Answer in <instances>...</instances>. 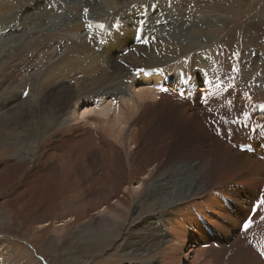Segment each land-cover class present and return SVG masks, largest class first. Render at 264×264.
I'll use <instances>...</instances> for the list:
<instances>
[{"label":"rangeland","instance_id":"obj_1","mask_svg":"<svg viewBox=\"0 0 264 264\" xmlns=\"http://www.w3.org/2000/svg\"><path fill=\"white\" fill-rule=\"evenodd\" d=\"M135 6H139V11L134 10ZM111 9H121L125 20L132 17L143 18L142 21L146 23L144 27L148 29L146 32L144 30L145 36L142 39L135 40L131 31L126 32V36L132 35L129 39V53L131 50L136 52L131 57L137 60L141 57L145 59L146 56H160L159 53H162V58H158L160 65L154 69L155 66H147L141 61L143 67L140 66L124 76L122 86L126 93H121L115 98L99 95L96 101L88 100L86 106L82 103L77 105L75 101L71 109L78 108V112L68 114L70 126L65 129L58 117L61 100L57 101L58 92L65 87L59 88L61 83L58 84L56 81L47 82L50 84L47 86L40 78L45 68L44 62L37 66L41 61L39 54H46L54 40L48 35L39 34L43 33L42 27L50 23L51 18L46 21L50 16L54 21H62L61 25H58L62 29L63 23L68 24L72 18L82 25L89 22L83 26L84 28L88 26L93 28L94 23L98 28L104 25L106 32L99 43L93 45L95 51H100L103 48H99L106 45L109 33L113 29L111 26L114 17L111 16L114 14H109V18L103 21V17L113 11ZM34 22L39 25H35ZM86 34L82 35H89ZM30 37L33 44L29 47L23 45ZM173 48L179 49L175 52ZM215 48L218 49L217 57L214 59L217 62L221 60L220 65L226 72L225 74L221 70L223 76L230 74L237 78L245 69L247 76L254 77L255 86L264 89V0H0L2 264H171V260L169 261L167 257V261V255L164 256L162 251L177 244L175 233L186 228L184 224L182 226L178 223V218L179 221L182 219V213L170 204L175 196L184 192L192 183L184 163L180 161V170L174 169V172H169L167 164L162 169H165L164 171L160 170L161 163H158V159L163 161L165 156L154 157V150L161 147L158 143H153V133L146 144L134 146L132 136L138 126L132 124L130 127L131 121L128 124L129 131L123 130L120 140L114 136H104V141L86 137L82 142H78L81 146L79 149L76 146L78 143H75V147L74 143L70 144L67 130L71 131L74 124H85L84 127L98 131L95 123H87L82 120L84 118L76 117L77 114L87 112L93 107L92 109H96L95 118L103 121L100 111L109 108V114L114 118V112L117 113L120 107L122 110L128 108L124 98L135 100L138 98V92L162 93L165 89L163 85L177 94L186 90L185 93L191 92L194 87L191 81L189 90L185 89L184 84L180 85L188 71L186 69L188 60L203 58L207 51L210 55ZM171 50V54H167ZM112 60L111 58L109 65ZM119 61L123 60L118 59L117 62ZM129 64L131 65V62ZM19 66H25V71L22 68L23 72L14 84L15 89L22 91L17 90V94L22 93L24 99L17 102L18 96L11 94L12 92H5L1 81ZM124 66H128L126 61ZM116 68L111 66L112 70ZM150 69L152 71L149 74ZM194 69L200 77L196 78V75L195 79L205 81L217 71L202 65L194 66ZM141 71L147 75H140ZM156 72H160V79L152 81V76H155ZM111 73L118 75V70ZM198 83V88L205 86L201 82ZM54 88H59L58 92H54ZM113 98L116 99V104ZM156 101L157 99L151 96L145 97L140 100V106L134 105L137 106L135 111H140ZM5 104H7L5 110L8 109V104L14 108L18 104L24 109V118H19L18 125L15 119L4 122L6 116L12 115L3 113ZM88 106L90 107L87 108ZM36 111H39V114L42 112L50 114L48 120L57 124L58 128L46 133L49 126L44 125ZM160 111L163 110H154L151 115L156 114L159 117ZM171 111L180 113L176 108ZM95 118L93 120L98 121ZM5 123L7 125L3 127ZM151 124L152 122L147 126L148 130L152 127ZM125 127L126 124L121 125L120 129ZM105 140L115 145L106 147V151L102 152L100 146L105 144ZM91 144H96L97 147L90 153L84 147H93ZM138 148L142 150L138 151ZM34 149L37 150L35 154L41 157L44 154L43 150L49 149L46 151L47 155L51 153V158L45 164L40 165V161L36 169L31 165L25 170L19 163L14 168L10 167L13 162L10 163L9 160L17 162L21 157L31 155ZM73 150L76 152H72ZM150 153L152 156H148ZM118 154L124 161L123 166L118 163ZM136 155L143 157L138 158L140 161L137 159L133 161ZM41 160L45 161L44 157ZM158 178L168 182L170 189L172 186L177 194L173 190L170 192L168 189H160ZM158 197L162 199L160 203L164 205V209L157 203ZM161 233L164 234L166 242H161L159 236ZM141 245L144 247L141 248ZM179 246L175 263L180 261V264H194V261L200 260L197 254L202 246L199 247L192 242H185V245ZM137 247L140 248L139 252ZM177 258L179 260H176Z\"/></svg>","mask_w":264,"mask_h":264},{"label":"bare ground","instance_id":"obj_2","mask_svg":"<svg viewBox=\"0 0 264 264\" xmlns=\"http://www.w3.org/2000/svg\"><path fill=\"white\" fill-rule=\"evenodd\" d=\"M71 6L70 8L73 7ZM138 8L139 6H135L134 10L137 11ZM114 9H111L113 11L109 12L106 17H103L104 21L108 19L111 14H114L111 16V18L114 17L111 26L113 29L109 33L106 45L99 48H103L100 51H95L93 45L99 43L106 32L104 25L99 28L96 26L97 29L94 23L93 28L91 26L84 28L83 26H86L89 22H85L84 25H82L81 22L76 21V19L74 21L72 18L69 20L70 22H68V24L63 23L64 27L62 29L58 27V25H61L62 21H54L52 16H50L46 18V21L51 18V21H49L50 23L44 25L42 27L43 33L39 34L40 36L48 35L54 40V42L52 41V46L47 49L46 54H39V56L41 55V61L37 66L44 62L43 65H45V68H43L40 77L43 79V82L56 81L58 84L61 83L59 88L65 87L61 92H58L59 88H54V92H58L57 101L61 100L60 108H58V117L65 129H68L70 126L68 114L72 112L76 114L78 112V108L71 109L75 101L77 105L82 103L86 106L88 100L95 99L94 101H96L99 95L115 98L121 93H126L125 90L123 91L124 87L122 86L124 76H127L142 66L143 63H141V61L147 64V66H155L154 69L158 67L157 65H160L158 58H162V53H159L160 56L154 54L155 56L153 57L144 56L145 59L141 57L138 60L131 57L134 53L136 54V52H132L131 50V53H129V39H131L130 36L132 37V35L126 36V32L129 33V31H131L135 40L142 39L145 36L144 30L146 32L148 27H144L146 23L142 21V17L140 19L132 17L125 20L123 19L124 15L121 9ZM72 13L74 14V12ZM62 19L64 18L62 17ZM35 25H39V23H35ZM127 27L130 28V30ZM85 29L88 30V32ZM38 32L39 30L37 33ZM34 33H36V31H34ZM83 33H89V35L83 36ZM64 35L68 37L66 38ZM31 39L30 37L23 45L29 47L33 44ZM23 45L21 46L23 47ZM139 49L141 48L139 47ZM173 49L176 52L179 48ZM217 49L218 48H215L214 51L212 50L210 55L207 51V54L198 60H188L186 65L188 71L183 78L184 83L182 80L180 85L184 84L185 89L189 90L191 81L194 85L191 92L185 93L186 90L177 94L168 87H164L165 85L162 87L165 88L164 90L166 91L162 93L142 92V94L136 91L138 92L137 99L129 100L124 98L126 101L124 103H128V108L126 110H122L120 107V110H116L117 113L112 111L115 114L114 118L109 114V108L100 111L102 117L98 115L104 119L103 121L99 120V118H95L96 115H94V112L96 113V109H92L93 107L87 112L77 114L76 117L84 118L82 119L83 121L95 123L98 131L92 130L87 126L84 127L83 125L85 124H74L71 131L67 130V134L70 136V144L74 143L75 147V143L82 142L86 137L92 138L93 140L96 138L98 141H104V136H114V138H119L120 140V135L124 132L123 130L127 129L129 131L131 125L134 124L138 126L136 129L133 128L135 131H138H134L132 136L134 146L138 147L146 144L153 133V143H158L161 147V149L154 150V153L151 152L154 154V157L160 156L162 158L165 156L163 161H161L162 159H158V163H161L160 166H162H159L160 170L167 164L168 168H170L169 172H174V169L180 170V161L184 163L187 172L190 174L192 183L186 187L184 192L175 196L170 204L182 213V219L179 221L178 218V223L182 226L184 224L186 228L181 229L179 233H175L178 239L177 244L171 246L170 249L162 251L164 256L167 255L166 258L168 257L169 261L171 260V264H178L180 262L175 263V255L178 251L177 247H180V244L185 245V242H192L199 247L202 246L197 254L200 260L194 261V264H264V256H261L258 250L259 246L264 243V220L261 219V217H264V206H260L259 208L256 207L259 203L261 194L264 196V89L255 86L254 77L247 76L245 74V69L240 72L237 78H235L236 76L232 77L230 74H227L226 77L223 76L221 71L223 67L220 65L221 60L217 62L216 59H214L217 57ZM171 52L172 50L167 54H171ZM111 58L113 60L109 65ZM118 59L123 61H119L118 63ZM125 61L128 63L127 67L124 66ZM129 62H131V65ZM200 65L217 70L216 73L212 75L213 78L210 77L208 81L204 79H199L200 81L196 80L195 76L197 75L196 78L199 76L194 66ZM111 66L117 67L118 75H113L111 73L116 70H112ZM22 68L25 71V66L15 67L12 70L13 72L8 74L7 77L4 76L1 81L5 92H12L11 94L18 96L17 102L23 101L24 99L22 98V93L17 94V90L20 89H15L16 85L14 84V81L22 74ZM150 71L152 70H148L149 74L151 73ZM141 72L140 75H147L144 71ZM224 73L226 74V72ZM159 74L160 72L152 76V81H158V79H160ZM244 76L247 77L243 79ZM198 82L203 83L205 86L203 88H198ZM49 85L50 84L47 83V86ZM225 87H229V89ZM139 89H141V87ZM20 92L22 91L20 90ZM150 96L151 98H156L157 101L148 104L140 111H135L137 106L134 107V105L138 104L140 106V100ZM8 99L9 98H6V100ZM130 101H132L131 105ZM116 103L117 101H115V104ZM9 104L7 110H5L7 107V104H5L6 106H4L3 113H12V115L6 116L4 122L15 119V123L18 125L19 118H24L25 111L18 104L15 108L14 106L9 107ZM89 107L90 106L87 108ZM173 108L178 109L180 113L172 112L171 110ZM154 110H163L165 113L160 111L159 114L161 115L159 117L156 114L152 116L151 114L154 113ZM48 115L50 114L44 112L41 114L38 113L44 125L46 124L49 126V128L46 129V133L52 129L58 128L57 124L55 125V123L48 120ZM93 117L96 120L98 119V121L93 120ZM151 122L152 127L148 130L149 127L147 126H150ZM125 124V129H123L124 127L120 129V126ZM128 124H130V127ZM153 124L155 125L153 126ZM6 125L5 123L2 126L6 127ZM93 132L95 134H93ZM58 142L59 141H57V143ZM85 142L86 141H84V143ZM114 145L115 144L112 142L105 140V144L100 146V148H102L101 151L103 152L106 151V147H114ZM76 146H78L79 149L80 144ZM92 146L93 147L88 146V148L84 147V149L90 151V153L94 152L97 145L95 144ZM249 147H254V151H249ZM46 150L49 151V149L43 150L42 153L44 154L42 157L37 156L35 154L37 150L34 149L30 153L31 155L23 156L17 162L9 160L10 163L13 162L10 164V167L14 168L18 166L19 163L27 170L31 165L35 168L40 161V165L45 164L49 161V158H51V153L47 155ZM140 150L142 149L138 148V151ZM72 152H76V150ZM151 153L148 156H152ZM79 155L80 153L78 156ZM137 155L134 157L133 161L139 160L138 158L142 156L139 155V157H137ZM43 157L45 161L41 160ZM117 160H119L118 163L120 166H123L124 161L120 155ZM142 160L145 161V159ZM144 161L142 162L144 163ZM158 180L160 182V189H168L170 192L173 190V192L177 194V191L175 192L172 186L170 189L168 182L162 178H158ZM160 202H162V199L158 197L157 203L161 209H164V205ZM253 209H256V213L252 218V225L248 231H245L243 229V224L247 217L251 216ZM159 236L161 237V242H166L164 241V234L161 233ZM143 247L144 246L141 245V248ZM96 249H98V247ZM139 249L140 248L137 249L138 252L140 251ZM180 253L181 252H179V254ZM168 258L166 259L167 261ZM178 258L176 260H179ZM1 262L2 259L0 260V264H2Z\"/></svg>","mask_w":264,"mask_h":264},{"label":"snow or ice","instance_id":"obj_3","mask_svg":"<svg viewBox=\"0 0 264 264\" xmlns=\"http://www.w3.org/2000/svg\"><path fill=\"white\" fill-rule=\"evenodd\" d=\"M87 11V10H86ZM101 27H103V25H101ZM163 90V89H162ZM166 91V90H164ZM260 206H264V196H261L260 197V200H259V203L258 205L256 206L257 208H259ZM253 211H256V209H253ZM262 220H264V217H261ZM252 225V220L251 219H248L244 224H243V228L245 231H248L249 228L251 227ZM259 252H260V255L261 256H264V243H262L260 246H259Z\"/></svg>","mask_w":264,"mask_h":264}]
</instances>
